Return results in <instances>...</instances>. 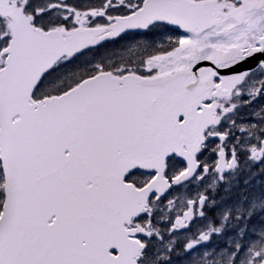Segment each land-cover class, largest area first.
<instances>
[{
  "label": "snow or ice",
  "instance_id": "6c2138e0",
  "mask_svg": "<svg viewBox=\"0 0 264 264\" xmlns=\"http://www.w3.org/2000/svg\"><path fill=\"white\" fill-rule=\"evenodd\" d=\"M258 176L264 0H0V264H264Z\"/></svg>",
  "mask_w": 264,
  "mask_h": 264
},
{
  "label": "flooded vegetation",
  "instance_id": "af4514ba",
  "mask_svg": "<svg viewBox=\"0 0 264 264\" xmlns=\"http://www.w3.org/2000/svg\"><path fill=\"white\" fill-rule=\"evenodd\" d=\"M135 39H138V37H128L125 41H121L120 43H130L133 42Z\"/></svg>",
  "mask_w": 264,
  "mask_h": 264
},
{
  "label": "rangeland",
  "instance_id": "374dc122",
  "mask_svg": "<svg viewBox=\"0 0 264 264\" xmlns=\"http://www.w3.org/2000/svg\"><path fill=\"white\" fill-rule=\"evenodd\" d=\"M257 171H258V170H256L255 172H257ZM256 182H257V179L254 181V183H256ZM250 187H253V188H254L255 185L252 184ZM257 191H258V189H257Z\"/></svg>",
  "mask_w": 264,
  "mask_h": 264
},
{
  "label": "trees",
  "instance_id": "16d2710c",
  "mask_svg": "<svg viewBox=\"0 0 264 264\" xmlns=\"http://www.w3.org/2000/svg\"><path fill=\"white\" fill-rule=\"evenodd\" d=\"M261 182H264V180H262ZM255 190H257V189H255Z\"/></svg>",
  "mask_w": 264,
  "mask_h": 264
}]
</instances>
